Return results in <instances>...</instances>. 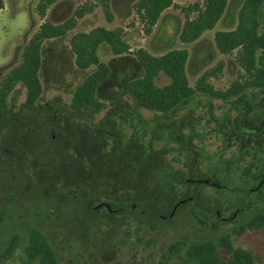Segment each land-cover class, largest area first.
<instances>
[{
    "label": "trees",
    "instance_id": "16d2710c",
    "mask_svg": "<svg viewBox=\"0 0 264 264\" xmlns=\"http://www.w3.org/2000/svg\"><path fill=\"white\" fill-rule=\"evenodd\" d=\"M57 1L38 0L36 4L38 15L43 18L48 7ZM97 1L102 6L106 20L112 21L110 0ZM226 3L227 0H203L201 4L196 2L187 7H181L185 21L179 31L180 41L183 43L192 42L205 30L212 29L223 14ZM174 5L173 0H136L133 8L148 33L155 25L161 12ZM263 5L264 0H244L238 10L236 26L231 30L214 32L216 49L221 54H229L237 50L236 60L243 70L225 90H216L208 81L210 76H216L221 71L222 60H219L214 68L201 74L194 85L190 86L185 72L188 56L185 48L171 49L160 55H152L139 48L132 54H128L131 57V64H127L126 69L138 65L141 68V73L126 76L114 95H110L109 104L113 110H118L117 106H120L117 96L124 95L132 100L129 104L131 107L140 106L154 112V115L163 116L168 124L173 122L172 126H167L168 130L165 129L168 133H173L171 130H176L173 129V126L174 128L181 126L180 124L175 126L170 116L178 112L197 94H204L228 102L235 111V115L231 118L212 119L214 123L212 130L216 131L214 138L221 143L217 151L218 159L223 157V154L229 156L236 153L238 159L242 158L247 162L238 165L234 169V175L258 181L247 190H231L230 197L223 202V205L215 208L214 218L217 221H220L219 211L231 213L229 218L232 216L241 218L229 232H224L215 239L202 238L191 242L174 240L168 244L170 256H179L178 264H255L250 251L233 246L231 235L242 234L246 230L264 228V210L251 213L246 211L247 199L251 194L255 192L264 195V174L257 173V170L264 167V28L261 29ZM1 7L2 0H0ZM93 10L94 5H82L72 17L61 23L44 20L24 44L19 63L14 65L1 79L0 138L3 136L1 140L7 146H9V138L13 137L14 141L18 140V143L12 144V146L18 145L20 160L13 166L7 165L6 161L7 164L5 163L4 167L0 169V177L3 178L2 180H9L11 176L15 177L14 180H35L34 183L37 184V181L41 179L34 170L48 172L52 164H56L54 165L55 170H65L68 178L77 177L79 180L80 177V180L96 184L94 189L98 193L100 192L97 190L99 189L96 187L97 184H104L108 191L115 184V180H130L125 184L128 191L125 192L116 207L113 206L116 203L115 198L106 192V195L111 198L105 202L110 205L111 210H104L105 217L111 223L123 225L130 220H136L139 224L145 223L152 230L158 227V220L166 218H160L152 213L150 204L153 200L149 196L145 197L141 188L145 187L151 191L152 184L149 180H163L160 184L166 188L168 202L171 204L172 210L187 206L195 220L202 225L208 224L200 216L197 194L190 191L192 185L196 187L203 185L208 189H215L214 194L218 196L226 192L227 189L216 182L206 181L204 178H189L186 160L182 161L180 166L166 165L164 168L159 157H153V159L148 157L147 159L134 144L136 141L141 143V140L132 134L127 141H122L118 135L122 128L119 127L122 125L121 121L125 120V116L121 118L122 113L109 112L104 122L100 120L103 125V139L108 141L109 148L100 150L95 147L93 138L98 137L99 130L92 127V119L86 118L83 113L88 109L93 112H95L94 110L100 111L106 106L98 101V94L102 85L109 81L111 69L106 62L99 59L98 48L101 44L106 43L114 56L128 53L129 46L122 38L121 28L109 29L100 25L89 30L74 32L68 40L70 50L74 54V64L80 71L88 70V72L82 75V79L75 85L67 107L55 110L50 107L51 104L47 101L39 102L43 93L40 72L46 63V60L43 59V53L47 49L45 43L62 41L76 27L78 20ZM192 12H196L194 17H190ZM56 47H59L57 42ZM159 73L165 74L169 81L163 85H157L155 78ZM17 85L22 86L25 97L17 108L18 110H14L13 105L8 104L7 98ZM250 90L255 91V96L258 97L254 106L247 104ZM53 103L55 107L61 105L57 100ZM55 111L58 114H55L52 119L49 113L52 114L51 112ZM254 111H257L261 118L252 125L248 117ZM18 113H27L31 116L19 118ZM33 114H40L41 117H34ZM130 114L126 113L125 115L131 121L134 114L131 116ZM39 119L42 125L51 127L66 124L63 128V135L66 138L65 146L67 147L64 150L53 153L48 148L47 137L38 133L32 124ZM132 127L133 129L131 128L130 131L134 133L135 126ZM158 127L164 129L163 126L159 125ZM198 137L201 138L200 135ZM20 142L21 144H19ZM7 149L12 152L13 147ZM201 152H197V155H200ZM218 159L214 161L217 166L221 164ZM172 160L178 162L179 157L173 156ZM205 160L209 161V164L213 163L210 156H206ZM32 163H35V166ZM57 166L60 168L57 169ZM219 171L215 170L216 173ZM8 172L11 173L8 174ZM49 176H53V173ZM54 177L56 176L54 175ZM67 186V190L72 189L69 185ZM57 192L60 191L57 190ZM17 197L18 194L14 190L5 193L8 203L0 205V222L6 216L7 205L14 203ZM86 198L87 196H83V193L81 194L78 189L71 190L65 201L67 209L72 207L77 214L82 212L85 219H91L95 215L94 211L86 209ZM93 200H98V196ZM20 242V234L11 233L5 246L0 250V258L8 259ZM221 249L226 252V257H222L220 254ZM22 252L24 258L17 264H32L34 262H36L35 264H59L54 248L44 232L35 225L31 226L27 232Z\"/></svg>",
    "mask_w": 264,
    "mask_h": 264
},
{
    "label": "rangeland",
    "instance_id": "374dc122",
    "mask_svg": "<svg viewBox=\"0 0 264 264\" xmlns=\"http://www.w3.org/2000/svg\"><path fill=\"white\" fill-rule=\"evenodd\" d=\"M135 1L110 0L109 5L113 18L108 22L102 6L97 3V0H58L48 7L43 18L36 11L38 0H2L0 8V81L14 65L19 63L24 44L44 20L61 23L72 17L80 6L94 5L93 12L86 13L82 19H79L76 27L62 41L45 43L47 49L43 53V59L46 60V63L40 72L43 93L39 102L47 101L51 104L50 107L55 110L67 107L75 85L82 79V75L88 72V70L80 71L74 64V54L70 50L68 42L74 32L89 30L100 25L109 29L121 28L122 38L129 46L128 53L114 56L106 43L101 44L98 48L99 59L106 62L111 69L109 81L102 85L98 94V101L106 106L100 111L94 110L95 112H93L88 109L83 113L86 118L92 119V127L99 130L98 137L93 138L95 147L100 150L109 148L108 141L103 139V125L100 120L104 122L109 112L122 113L121 118L125 116V120L121 121L122 125L119 127L122 128L118 132L122 141H127L130 134L139 138L141 143L137 141L134 143L137 150H141L147 159L148 157L151 159L159 157L164 168L166 165L180 166L182 161L186 160L189 178H204L216 182L227 189L225 190L227 194L224 192L218 196L214 194L215 189H208L203 185L197 187L192 185L190 191L197 194L200 216L208 223L202 225L192 217L187 206L171 209L166 188L160 184L163 180H149L152 184L151 191L142 187L143 195L152 198L153 202L150 204L152 213L160 218H166L158 220V227L152 230L145 223L139 224L136 220H130L125 225L111 223L106 219L102 208L94 211L95 216L91 219H85L82 212L77 214L72 207L67 209L65 201L68 193L73 189H78L87 198L91 196L96 199L98 196L95 203H104L105 200L110 199L111 197L106 195L108 192L112 194V198H115L116 203L113 206L116 207L119 200L128 191L125 184L130 180H115V184L108 191L104 184H97L96 187L99 188L97 190L100 192L98 193L94 189L96 184L80 180V177L79 180L77 177L70 179L65 170H55L54 165L56 164H52L48 172L34 170L41 179L37 181V184L26 179L14 180L15 177L12 176L9 181L1 180V178L0 205L8 203L5 198V193L8 191L14 190L18 197L14 203L7 205L6 216L0 222V250L5 246L11 233L20 234L21 242L8 259L0 258V264H17L23 260L22 247L29 228L34 225L46 235L55 250L59 264H178L179 256H170L168 251V244L172 241L191 242L202 238L215 239L224 232H229L234 224L240 221V217L229 218L231 213L225 211L218 212L220 221L214 218L215 208L223 205V202L230 197L231 190H247L258 181L234 175V169L247 162L245 159H238L236 153L229 156L223 154V157L218 159L217 151L221 143L214 138L216 131L212 130L214 125L212 119L220 120L233 117L235 111L230 107V103L204 94H197L178 112L170 116L175 126L179 124L181 126L176 128L173 126V129L176 130H171L173 133H168L167 126H172L173 122L168 124L163 116L154 115V112L140 106L131 107L129 104L132 100L128 96H117L118 104H120L117 106L118 110H113L109 101L110 95H114L126 76L141 73V68L137 64V66L126 69V65L131 64V57L128 54H132L139 48L152 55H160L171 49L185 48L188 52L185 72L190 86L194 85L201 74L211 70L219 60H222L221 71L216 76H210L208 81L216 90H225L243 70L236 60L237 50L229 54H221L215 47L213 36L217 30H231L236 26L238 10L244 0H227L224 12L215 26L205 30L196 40L189 43H183L179 39V31L185 21L181 7H187L196 2L201 4L203 0H173L175 5L161 12L155 25L148 33L133 8ZM195 15L196 12H192L190 17ZM262 28H264V5L261 10ZM56 42L59 47H56ZM120 71L124 73L122 74ZM168 81L169 78L163 73H159L155 78L157 85H163ZM248 94L247 104L254 106L258 97L252 90ZM24 97V89L21 85H17L9 93L7 102L9 105H13L14 110H18L17 108ZM56 100L62 106L59 104L58 107H55L53 102ZM51 113L58 114L56 111ZM126 113H131L130 116L134 114V118L130 121L127 119ZM17 116L24 118L31 115L18 113ZM33 116L41 117L40 114H33ZM259 118L261 115L254 111L250 113L248 120L250 124L254 125ZM35 122L32 123L35 130L47 137L48 148L53 153L60 152L67 147L65 146L66 138L63 135L65 123L58 127H51L42 125L40 119ZM159 125L164 129H160ZM132 126H135L134 133L130 131L131 128L133 129ZM199 135L201 138L198 137ZM1 138L0 169L3 163L4 148L11 149L13 147L12 152L10 150L9 153H5L7 162L17 163L20 160L18 145L12 146V144H17L18 140L14 141L13 137L9 138V146H7ZM199 151L202 152L197 155ZM173 156L179 157V161L174 162ZM206 156H210L213 163L209 164V161L205 160ZM217 159L221 163L218 166L214 164ZM32 165L35 166V163ZM59 168L60 166H57V169ZM215 170L220 171L216 173ZM10 173L8 172V174ZM51 173L53 176H49ZM257 173L264 174V167L257 170ZM67 185L72 189L67 190ZM57 190L60 192L58 193ZM62 194L65 196L60 202L58 198ZM247 200L246 211L248 213L264 210V195L254 192ZM227 218L229 219L227 220ZM231 240L233 246L250 251L255 264H264V228L246 230L242 234H232ZM220 254L222 257H226V252L223 249L220 250Z\"/></svg>",
    "mask_w": 264,
    "mask_h": 264
},
{
    "label": "flooded vegetation",
    "instance_id": "af4514ba",
    "mask_svg": "<svg viewBox=\"0 0 264 264\" xmlns=\"http://www.w3.org/2000/svg\"><path fill=\"white\" fill-rule=\"evenodd\" d=\"M50 116L52 117V119H54V117H55V114H50ZM8 151H10V150H8L7 148H4V151L2 152V157H3V163H2V168L4 167V165H5V163H6V155H5V153H7ZM9 153V152H8ZM8 163V164H7ZM6 164L7 165H11V166H13L15 163H10V162H7ZM2 177H0V179H1ZM3 179V178H2ZM1 179V180H2ZM206 180H208V179H206ZM7 181H9V180H7ZM31 182H33L34 183V181L35 180H30ZM62 199H63V195L62 196H60L59 198H58V200L59 201H62ZM98 204H100L99 206H98ZM106 204H108V203H99V202H97V203H95L94 202V200L92 199V198H87V200H86V209H88V210H92V211H96L97 209H99V208H102V210L104 211V210H111V207H110V205L107 207L106 206ZM98 206V207H97Z\"/></svg>",
    "mask_w": 264,
    "mask_h": 264
},
{
    "label": "water",
    "instance_id": "95a60500",
    "mask_svg": "<svg viewBox=\"0 0 264 264\" xmlns=\"http://www.w3.org/2000/svg\"><path fill=\"white\" fill-rule=\"evenodd\" d=\"M99 205H100V204H98V206H99ZM98 206H97V207H98ZM106 206L108 207L109 205H108V204H106Z\"/></svg>",
    "mask_w": 264,
    "mask_h": 264
}]
</instances>
